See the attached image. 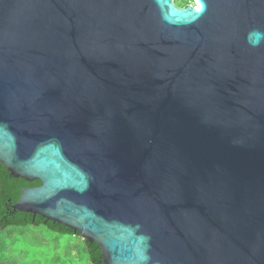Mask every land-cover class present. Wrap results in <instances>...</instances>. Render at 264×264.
I'll list each match as a JSON object with an SVG mask.
<instances>
[{
  "label": "water",
  "instance_id": "obj_1",
  "mask_svg": "<svg viewBox=\"0 0 264 264\" xmlns=\"http://www.w3.org/2000/svg\"><path fill=\"white\" fill-rule=\"evenodd\" d=\"M0 163L104 264H264V0H0Z\"/></svg>",
  "mask_w": 264,
  "mask_h": 264
},
{
  "label": "rangeland",
  "instance_id": "obj_2",
  "mask_svg": "<svg viewBox=\"0 0 264 264\" xmlns=\"http://www.w3.org/2000/svg\"><path fill=\"white\" fill-rule=\"evenodd\" d=\"M185 6L188 0H173ZM69 236L43 225L0 228V264H89L83 242L68 245Z\"/></svg>",
  "mask_w": 264,
  "mask_h": 264
},
{
  "label": "trees",
  "instance_id": "obj_3",
  "mask_svg": "<svg viewBox=\"0 0 264 264\" xmlns=\"http://www.w3.org/2000/svg\"><path fill=\"white\" fill-rule=\"evenodd\" d=\"M38 184V180L26 181L23 178L11 176L9 171L0 163V228L35 224L43 225L54 233L81 237L78 232H74L61 224L48 221L39 215L33 216L31 213L15 210L12 207L18 200L22 187ZM83 244L88 255L89 264H104L100 248L95 242H88L83 239Z\"/></svg>",
  "mask_w": 264,
  "mask_h": 264
},
{
  "label": "crops",
  "instance_id": "obj_4",
  "mask_svg": "<svg viewBox=\"0 0 264 264\" xmlns=\"http://www.w3.org/2000/svg\"><path fill=\"white\" fill-rule=\"evenodd\" d=\"M69 236V242L68 245H70V247L72 246H76L78 244H80V242H83L82 237L76 236V235H68Z\"/></svg>",
  "mask_w": 264,
  "mask_h": 264
},
{
  "label": "flooded vegetation",
  "instance_id": "obj_5",
  "mask_svg": "<svg viewBox=\"0 0 264 264\" xmlns=\"http://www.w3.org/2000/svg\"><path fill=\"white\" fill-rule=\"evenodd\" d=\"M190 3H192L193 2V0H188Z\"/></svg>",
  "mask_w": 264,
  "mask_h": 264
}]
</instances>
